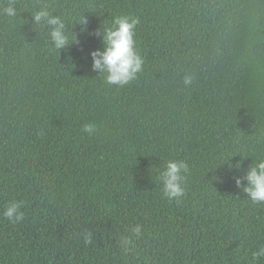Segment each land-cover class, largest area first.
Returning a JSON list of instances; mask_svg holds the SVG:
<instances>
[{
    "label": "trees",
    "instance_id": "obj_1",
    "mask_svg": "<svg viewBox=\"0 0 264 264\" xmlns=\"http://www.w3.org/2000/svg\"><path fill=\"white\" fill-rule=\"evenodd\" d=\"M14 3L0 13V264H264V203L233 179L264 159V0ZM44 6L76 43L54 49L32 17ZM120 16L139 18L144 58L122 87L91 57ZM170 160L188 164L179 203L158 179Z\"/></svg>",
    "mask_w": 264,
    "mask_h": 264
},
{
    "label": "clouds",
    "instance_id": "obj_2",
    "mask_svg": "<svg viewBox=\"0 0 264 264\" xmlns=\"http://www.w3.org/2000/svg\"><path fill=\"white\" fill-rule=\"evenodd\" d=\"M0 13L7 17L15 18L18 14L14 0H10L7 6L0 10ZM35 24L46 27L49 32L51 43L56 50H61L66 46L77 42V38L71 41L66 30L65 21L59 16H54L44 6L33 15ZM139 18L120 16L116 17L112 26L105 31L98 32L97 35L102 36L104 48L91 52L93 60L92 69L95 72L105 75V81L108 85L124 86L136 79L137 74L143 71L144 58L136 47L135 29L139 24ZM80 25H86L87 20L84 18ZM192 77L185 76L184 84L190 85ZM89 135L96 131V126L86 124L83 129ZM232 167V166H231ZM236 168H240L237 164ZM188 172V164L184 161L170 160L167 162L166 168L159 174L158 179L163 184V193L169 199H175L177 203L185 196L184 174ZM236 186L242 188L247 197L253 204L264 203V159L260 160L254 166L251 164L247 173L243 177H233ZM247 182L246 184L244 182ZM23 202L12 201L8 204L3 212L12 223H18L24 219V212L21 211ZM143 235V228L140 224L131 228V235H124L120 238L119 244L121 248L128 252L133 245V237L139 239ZM84 242L92 243V234L85 232L83 234ZM254 260L264 258V245L258 247L252 253Z\"/></svg>",
    "mask_w": 264,
    "mask_h": 264
}]
</instances>
